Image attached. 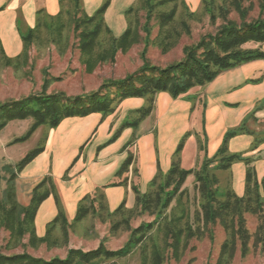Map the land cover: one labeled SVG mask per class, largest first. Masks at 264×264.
Returning a JSON list of instances; mask_svg holds the SVG:
<instances>
[{"label":"trees","instance_id":"16d2710c","mask_svg":"<svg viewBox=\"0 0 264 264\" xmlns=\"http://www.w3.org/2000/svg\"><path fill=\"white\" fill-rule=\"evenodd\" d=\"M140 1L144 9H147V17L150 20L157 6L162 7L169 1L175 0ZM181 1L187 6L185 0ZM60 3L61 10L57 15H49L41 10L38 12L34 27H30L26 33L19 30L24 49L18 58L27 56L33 41L38 39L42 32L46 31L53 36L55 38L53 41L57 39L61 41L65 29L71 25L74 26L79 38L82 62L86 66V71L90 73L98 64L114 62L119 51L126 52L140 42L138 23L134 25L130 23L120 36L113 34L105 21V13L111 0H105L92 16L84 11L82 0H60ZM201 5L213 19L216 18L214 15L217 9L224 13L227 11L224 6L218 7L216 0H202ZM229 5L240 13L243 21L238 23L235 20H226L216 33H209L197 43L186 45L185 57L176 63L159 67L145 62L137 71L126 77L109 79L98 90L75 97L67 96L63 92L53 94L43 92L20 100L0 102V132L11 121L32 119L33 123L28 134L15 139L12 143L21 142L27 140L43 125L47 129H52L68 117H85L92 113L106 116L113 113L124 99L140 97L146 100V104L138 110L139 117L133 122L125 123L121 130L126 126L137 127L151 114L158 93L167 92L178 98L195 88L211 83L226 70L252 61L264 60V50L261 47H245L248 43H264V17L246 21L248 10L243 6V0H230ZM137 10L138 8L131 6L126 11L128 17ZM194 14L195 12L190 13L191 16ZM156 17L160 24L156 42L164 52H167L176 45L181 36L178 28L171 26L176 20V8L170 12L159 11ZM182 23L189 32L187 22ZM146 32L149 35V30ZM146 48L147 45L144 53ZM263 78L264 75L260 78H252L250 82L259 83ZM243 131V127L228 131L218 151L212 157H205L201 166L195 170H186L182 167L179 156L183 144L181 142L170 169L167 172L159 169L145 192L141 191L137 184H132L135 193L133 207H127L126 201L114 211H110L106 206L105 188L127 184L128 176H126L97 188L93 194L85 197L79 204L74 223L69 224L65 214L60 211L56 219L49 224L44 237L37 236L35 219L41 203L50 194V189L44 188L47 180L35 188L30 204L22 206L16 200L14 176L10 177L8 181L11 184H8L0 195V228L10 233L7 248L18 246L35 248L43 243L48 246L56 244L54 238L52 240L54 230L59 227L63 229L65 237H68L69 227L100 211L97 203L101 211L105 208L108 210L110 217L117 215L124 217V213L140 209L155 218L135 228L128 242L116 250L108 249L104 243H101L99 247L89 251L71 248L65 258L55 257L50 260L36 257L26 250L9 255H5L0 250V264H123L124 260L137 251L140 264H163L169 253L176 260L181 259L190 240L203 237L205 232L210 231L211 226L217 223L226 232L217 264H232L238 244L241 245L243 255L249 252L251 234L245 213L263 215L264 177L259 180L256 160L229 151V140ZM43 149L42 145L29 152L18 162V170H22ZM132 162L131 154L119 169L117 176L128 173ZM237 162H245L247 166L243 196L235 192L231 182L230 186L222 188L219 176V171H227ZM188 181L193 184L192 188L188 186ZM193 188L200 196V201L195 202L194 211H192L193 203L189 191ZM122 221L125 220H119L112 230L117 229ZM259 228L263 229V224ZM26 236H28L27 243L24 242Z\"/></svg>","mask_w":264,"mask_h":264},{"label":"crops","instance_id":"0c3cea01","mask_svg":"<svg viewBox=\"0 0 264 264\" xmlns=\"http://www.w3.org/2000/svg\"><path fill=\"white\" fill-rule=\"evenodd\" d=\"M104 1L83 0V3L86 11L92 14ZM137 1L111 0L106 18L113 30H125L126 11ZM185 2L196 10L202 0ZM41 10L57 15L61 10L60 0H0V39L7 57L18 56L24 45L17 25L19 16L25 18L29 27H34ZM256 61L226 70L211 83L178 98L167 92L158 93L151 114L137 127L126 126L121 130L125 123L139 117L138 110L146 104L140 97L124 99L106 116L92 113L65 118L57 127L47 129L43 151L22 170L12 167V154L7 152L16 143L9 144L8 149L3 143L0 178L7 180V171L14 176L16 200L22 206L30 204L35 188L47 180L44 188L50 189V194L41 203L35 219L38 237L47 234L49 224L60 211L69 224L74 223L79 204L85 197L126 176L127 184L105 188L106 206L114 211L126 201L127 207H133L132 184L145 192L159 169L163 172L170 169L181 142L185 144L182 167L188 161V166L198 168L205 157H212L218 151L226 133L239 127L244 131L229 140V151L254 158L261 180L264 177V80L254 83L250 79L264 61L259 60L263 64L257 67ZM187 152L190 158L184 157ZM131 154L133 162L129 172L117 176ZM246 172L245 162L234 163L223 172L230 176L231 186L239 196L245 193Z\"/></svg>","mask_w":264,"mask_h":264},{"label":"rangeland","instance_id":"374dc122","mask_svg":"<svg viewBox=\"0 0 264 264\" xmlns=\"http://www.w3.org/2000/svg\"><path fill=\"white\" fill-rule=\"evenodd\" d=\"M229 1L216 0L217 6H224L228 12L224 13V11L217 9L214 15L215 19L204 10L202 5L198 9L192 10L187 3V6H185L181 0H175L169 1L162 7L157 6L152 13L151 19L148 20L147 9H144L142 2L138 0L134 5L138 10L134 11L130 17H128L126 12L125 30L130 23L132 25L138 23L141 36L140 42L133 45L126 52L119 51L114 62L109 61L98 64L91 73L86 71V66L82 62L79 38L74 31L73 25L65 29L64 37L61 41L59 39L53 41L55 39L53 36L46 31L42 32L41 36L33 41L27 56L20 58L18 56L23 52L24 45L18 56L9 58L0 39V102L20 100L30 95H39L43 92L47 94L63 92L67 96L75 97L98 90L109 79L124 78L137 71L145 62L159 67L176 63L185 57L184 47L186 45L197 43L203 36L209 33H216L226 20H235L238 23L243 21L240 13L233 6L229 5ZM243 6L248 10L246 21L255 20L260 16L264 17V0H243ZM174 8H176V20L171 23V26L177 27L181 36L172 49L164 52L156 42L160 30V24L156 15L159 11L170 12ZM83 9L89 16H92L98 10L89 14L84 7V3ZM191 12H195V14L191 16ZM37 19L38 14L36 22ZM105 21L114 35L120 36L124 33L125 30L116 32L111 28L107 21L106 13ZM182 22H187L190 29L189 32H187ZM17 25L18 29L24 33L28 32L30 28L23 16H19ZM146 30H149V35H147ZM146 45L147 48L144 53ZM245 47H261L264 50V43H248ZM262 61L257 60L255 63L256 67L263 64ZM263 75L264 65L254 74V78H260ZM32 123V119L12 121L0 135V148L6 144L5 147L8 149L9 144H13L12 142L15 139L27 135ZM47 131V127L43 125L27 140L17 142V147L15 144V147L13 145L9 147L10 149L7 152L9 155L12 154L9 157L14 161L12 164L13 168L16 169L18 162L29 152L43 145ZM184 145L183 143L179 153L180 158L183 157ZM189 155L187 152L184 157L190 158ZM6 159L8 160L9 158ZM187 162L185 161L183 165L184 169H197L188 166ZM223 172L219 174L221 187L227 188V186H230L231 178ZM5 174L8 177L7 180L0 178V195L7 185L11 184L8 181L11 174L8 171ZM191 178L192 175L190 176V180L192 181ZM187 184L190 188L193 187L190 181ZM189 191L191 202L193 203L192 211H194L193 207L196 208L195 202L200 201V196L198 193H195L194 188L189 189ZM97 205L100 211L90 214L81 220V222L69 227L67 232L68 237H65L63 229L54 230L52 240L54 238L57 243L51 246L43 243L41 247L37 246L35 248L23 246L7 248L6 244L10 233L4 228H0V250L5 255L26 250L32 255L46 260L55 257L65 258L71 248H79L85 251L93 250L99 247L101 243H104L108 249L116 250L128 242L135 228L139 227L143 222H151L155 218L148 212L141 211L140 209L131 213H124V217L121 215L110 217L106 208L101 211L98 203ZM262 213L263 215L261 216L249 212L245 213L247 227L251 234L249 252L243 255L241 245L238 244L232 264H264V202ZM119 220L125 221L120 222L117 229L112 230V227L114 226L115 228V224ZM261 224H263V229L259 228ZM225 239L226 232L217 223L211 226L210 231L205 232L203 237L191 239L181 259L176 260L169 253L163 264H217ZM66 240L68 241L64 244ZM27 241L28 236L24 239L25 243ZM123 264H140L139 252L137 251L131 257L124 260Z\"/></svg>","mask_w":264,"mask_h":264}]
</instances>
